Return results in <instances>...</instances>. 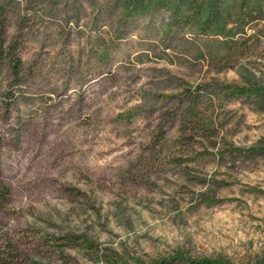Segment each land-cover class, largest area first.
<instances>
[{"label":"rangeland","instance_id":"1","mask_svg":"<svg viewBox=\"0 0 264 264\" xmlns=\"http://www.w3.org/2000/svg\"><path fill=\"white\" fill-rule=\"evenodd\" d=\"M0 26V258L264 257V0H0Z\"/></svg>","mask_w":264,"mask_h":264},{"label":"trees","instance_id":"2","mask_svg":"<svg viewBox=\"0 0 264 264\" xmlns=\"http://www.w3.org/2000/svg\"><path fill=\"white\" fill-rule=\"evenodd\" d=\"M4 41V30L3 27L0 26V60L4 57H8V59L12 63L13 74L18 76L21 60L18 56L14 54L13 47L9 49L5 48ZM229 89L235 95H241L244 92V89H242L241 87L230 86ZM249 91L256 98L264 99V88H249ZM8 194V187L0 179V209L3 205V202L8 197ZM133 260L135 264H232L230 261L221 257H193L186 255L181 250H177L171 254L153 257L150 258L148 261L141 260L140 258H134ZM9 263H11V260L7 258V256L5 258H0V264ZM249 264H264V257L258 258L254 262Z\"/></svg>","mask_w":264,"mask_h":264}]
</instances>
